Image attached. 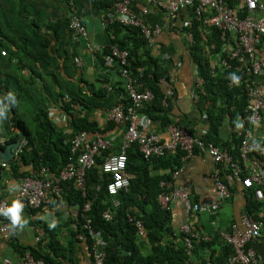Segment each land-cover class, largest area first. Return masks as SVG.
<instances>
[{"label":"crops","instance_id":"1","mask_svg":"<svg viewBox=\"0 0 264 264\" xmlns=\"http://www.w3.org/2000/svg\"><path fill=\"white\" fill-rule=\"evenodd\" d=\"M167 1L131 0V4L133 10L146 21L148 27H160V31L154 35L152 41L149 42L146 39L149 42L147 47H137L136 51L140 52L144 60L152 56L160 66L162 76L159 83L165 91L162 104L170 109L172 118L170 124L184 126L195 136L200 137L208 146L213 145L227 153L232 160L247 165L254 155L251 154L248 161L243 159L242 142L246 138L255 139L264 134V112L262 121L256 125H250L248 122L246 109L245 116L238 112L236 105L239 104L241 97L247 96L245 86L242 94H235L232 103L228 102L231 97H227L226 101V97L224 98L218 93L213 94V97L209 96L208 90L203 85L204 82L200 83L198 80L201 75L192 50L195 42L194 30H186V27L193 26V23L201 19L196 17L195 9L192 6L184 7L178 13L172 14L166 7ZM233 1L238 3L236 0ZM260 2L264 6V0H260ZM111 9L112 7H106L99 0H0V19L5 26L13 22L15 28H21L24 21L25 23L34 22L43 36L49 40L48 48L38 58L31 55L25 56L21 52L20 57H15L16 59L14 58L9 66H7L9 61L0 60V64L7 62V64L0 65V71L6 73L9 67L12 73H17L24 80L34 79L35 82H28V86L32 90L29 94L47 101V104L50 105V117L58 123L64 133L70 135L71 150L75 136L82 132L88 133L90 141L98 136L110 139L113 142L114 152L121 149L128 125L127 122L116 121L110 114L112 109L120 104L124 110L133 104L129 90L131 79L141 85V90H150L154 94L151 100L144 102H150L156 96L140 76H134L128 70L130 76L129 78L125 77L122 74L124 66L107 67L102 63V59L106 55L104 49L109 47L110 50L112 44L118 45L114 43L115 40L121 42L129 38L130 42L133 41L126 32L113 27L118 22L104 25L103 18ZM243 13L245 16L247 15L246 11ZM73 15H78L82 19L88 31L87 36H82L79 40L75 39L74 31L72 32L71 27L67 26L70 25V18ZM263 16L264 9L255 14L257 19ZM7 32L10 34V38H15L18 41L13 49L16 50L25 44L24 40L19 39L20 33L14 35L15 30L11 28ZM190 33L193 35L192 40L188 38ZM205 47L209 50V46L205 45ZM222 49L225 52L224 44ZM208 55L211 58V65L217 62V59L220 58L219 55L223 56L222 53L215 55L209 53ZM257 55L264 57V39L257 47ZM40 57L46 59V63L50 64V71H55L59 77L48 76L46 78L45 70L41 69L44 62L39 59ZM77 58H80V64L77 62ZM239 73L242 78L244 76V85L246 80L253 79L256 86L264 91V72L254 75L244 70ZM56 90L63 92L64 101L67 96L71 98V101L72 96L81 100V105L76 103L73 115L57 109L58 104L53 100ZM128 97L130 102L126 103L123 99L128 100ZM215 97H217V101L213 102L212 98ZM24 99L26 96L22 95L20 103ZM236 100L238 102H235ZM144 102L135 105V109L140 114L139 126L145 128L146 131L160 134L164 139L168 138V126L163 128L160 122L152 120L147 114L139 111V107ZM86 103L90 104L89 107L85 106ZM20 106L25 112L27 120L30 121L33 116L31 106L26 104L24 109L23 105ZM83 115L96 120L102 131H76L72 127V122L74 119L82 118ZM214 116H216L215 124L211 121V117ZM3 117L5 118L4 115ZM5 121L7 118L1 119L0 122V145L9 139L7 133L10 134V132L6 128ZM12 130L16 133L21 131L20 128L13 126ZM240 135L242 138L239 142ZM13 141H9L8 144ZM178 150L168 151L161 156L170 157V154L177 155L181 152L179 167L172 170L171 167L160 165L153 171L171 175L168 180H161V193L175 189L186 190L189 191L193 203L218 202L219 208L213 213L197 211L188 217L184 200L181 197H175L170 208V225L177 234L176 242L186 247L185 239L180 236V233H182V227L189 224L197 235L196 239L209 241L211 244V246L193 251L190 263L215 264L227 260L226 264H229L233 248L226 241L224 233L231 232L234 227L244 228L243 217L246 214L264 219V200L257 199L254 189L244 188L241 180L233 177L229 166L230 162L214 161L208 150H198L185 160L184 151L178 152ZM20 151L21 149L17 155ZM152 157L159 156L150 158ZM180 167L183 169L175 174V170H179ZM28 170L33 172V167L26 164L21 165V172ZM217 172H219V178L231 189L230 196L222 200L219 199L214 184ZM128 173L133 178V174ZM21 181V177L14 175L10 164V168L0 176L1 196L13 203V200H16ZM159 203L163 209H167L163 207L160 200ZM252 205L251 210L255 212L249 214ZM79 214L80 206L77 203H72L65 195L53 198L51 203L44 207L21 211L20 223H14L11 220L10 236L6 237L0 232V264H5L6 260H10L13 264L19 263L27 250L31 247H39V245L47 251L53 250L55 247L58 248V246L61 247L63 250L58 251L59 256L51 252L55 259L61 261L60 264H93L87 237L83 235L79 226ZM3 220L5 218H1L0 222ZM139 235L142 253L150 254L153 244L144 236L145 233ZM249 245L256 251L259 263L264 264V229L262 235L252 240ZM194 248L195 245L193 250ZM227 250H229V257L225 253ZM63 254L65 257L62 256Z\"/></svg>","mask_w":264,"mask_h":264},{"label":"trees","instance_id":"2","mask_svg":"<svg viewBox=\"0 0 264 264\" xmlns=\"http://www.w3.org/2000/svg\"><path fill=\"white\" fill-rule=\"evenodd\" d=\"M99 1L103 2L106 7L113 8V0ZM229 1L231 4H235L233 0ZM242 16H245V13H242ZM67 26L70 28L69 24ZM113 27L120 29V31L123 30L127 33V36H130V39H133L132 42L129 41V38L121 42L114 41V43L118 44L120 47L130 50L128 63L124 67L134 76H140L146 86L151 88L156 95L152 101L142 103L139 107V111L147 114L152 120L160 122L163 128L167 127L172 122V118L170 117L169 107H165L162 104L165 91L159 83L162 76L160 66L156 60H153L154 58L152 56L144 60L140 52L136 51L137 47H147L149 42L144 38L139 27L123 25L121 23H115ZM9 28L15 30L14 35L20 33L19 39L24 40L25 43L16 50L13 49V47L18 41L15 38H10V34L7 32ZM206 29L207 32H205ZM186 30H194L195 42L192 46V50L199 67V74L204 78L203 85L205 89L208 90L209 96L213 97V94L218 93L220 96L226 97V101L227 97H231L228 99V102L232 103V98H235V94H242L244 92V76L242 78L240 73L234 68H218L214 76L211 74V58L208 54L215 55L222 53L223 56L226 55L222 49L223 41L221 39L220 29L216 26H208L200 20L193 23V26L186 27ZM48 45V38L43 36L41 30L34 22L25 23L24 21L22 22L21 28H15L13 22L5 26L0 19V60L4 61L5 59L10 62L9 64L4 62L0 65L7 64V66H9L15 57H20L21 52L25 56L31 55L38 58L46 51ZM205 45L209 46V50L206 49L207 47H205ZM108 48L104 49L106 55L109 53ZM3 50L6 51V55H2L1 52ZM105 57L102 59L103 64H105ZM39 59L44 62L41 69L45 70L46 78L48 76H54L55 78L59 77L55 71H50V64H48V62L46 63V59L43 57ZM237 64H239V61L236 59L233 61V65L235 66ZM17 65H19V63H17ZM117 65L120 67L122 64L117 63L116 66ZM233 73L240 77L241 84L234 86L230 85V81H232L230 76ZM22 79L23 77L17 75V73H12L9 67L6 73H1L0 71V122L1 119L7 118V121H5L7 123L6 128L10 132V134L7 133L9 139L1 143V146L5 147L9 141L16 140L20 136H22V139L27 140V144L22 147L18 155L10 162L13 173L17 177L23 178L32 175L33 172L38 173L44 167L47 169L48 173L58 174L69 162L71 156L70 135L64 133L58 126V123L50 117V105L47 104V101L29 94L32 90L28 86V82H35L33 81L34 79ZM22 95L26 96V99L20 103ZM53 97L55 103L58 104L57 109L70 115H73V111H75L74 107H76L72 106V103L75 102V104L79 103L81 105V100H78L74 96H72V101H64L63 92L61 90H56ZM123 100L126 103L130 102L129 97L128 100ZM212 100L216 102L217 97L212 98ZM235 102L238 101L236 100ZM26 104H29L31 110H33V116L30 121L27 120L25 112L22 111V107L20 106L23 105L24 109V105L26 106ZM89 105V103H86L85 106L89 107ZM236 107H238V112L245 116V109L247 107L246 95L241 97ZM211 121L215 124L216 116L211 117ZM12 126L20 128V133L14 132ZM72 127L76 131H102L96 120H92L90 117L84 115L82 118L74 119ZM241 138L242 136L240 135L238 138L239 142ZM120 151L121 149L117 152ZM179 151L180 150H178V152ZM110 152H114V148L102 150L96 155V163L87 173L88 193L86 197L82 196L80 190H78L71 181L63 184L64 190L61 193V195H65L69 198L72 203H77L80 206L79 226L83 235L87 237L88 249L92 254V261L93 239L88 234L87 230L83 228L84 219L82 207L85 202L88 201L91 202V209L88 212L89 217L92 218L91 225L96 231L102 233L106 243V264H191V255L187 253V248L176 242L177 234L170 225L171 210L163 209L159 203V194L162 191L160 182L162 179L168 180L171 178V175L153 172L154 169L160 165H162V167H171L172 170L179 167V156L181 152L177 155L170 154V157L159 156L148 159L140 152L136 143L131 145L127 150V171L133 174V178L130 187L127 190H121L118 194V199L120 200L118 206H114L107 191V183L110 181V175L104 173L102 170V164ZM22 164L32 166L33 172L30 170L21 172L20 168ZM58 197H60V195H55L52 199ZM252 207L253 205L250 207V210ZM107 209L111 210L113 213V219L111 220H107L103 216V212ZM251 212L255 211L251 210L249 214H253ZM130 217H132L133 221L139 219L143 221L145 227L144 236L153 244L150 254L142 253V243L139 241L140 233ZM180 236H182L183 239L185 237L183 232L180 233ZM193 241L195 245L194 252L198 249H203L205 246H211L209 241L205 242L201 239L198 240V238H193ZM29 250L36 258L44 259L47 264L61 263L59 259H55L51 254L52 252L54 255L59 256L58 251L63 250L59 246L50 251L45 250L41 245H39V247H31ZM228 252L229 250L225 253L229 257ZM62 256L65 257L64 254ZM226 261L227 260H222L220 263L215 264H226Z\"/></svg>","mask_w":264,"mask_h":264},{"label":"built area","instance_id":"3","mask_svg":"<svg viewBox=\"0 0 264 264\" xmlns=\"http://www.w3.org/2000/svg\"><path fill=\"white\" fill-rule=\"evenodd\" d=\"M157 2L158 0H150ZM238 3L231 4L229 0H168L166 7L172 14L178 13L182 8L192 6L195 9L196 17L201 19L208 26H216L221 31V39L225 46L226 55L220 56L217 62L211 65V74L214 76L218 68L235 69L236 71L247 70L249 73L257 75L264 72V57L257 55V47L264 39V16L257 19L255 14L264 9L260 0H236ZM246 11L247 15L242 16ZM115 22L123 25L139 27L141 33L150 42L154 35L160 31V27H148L146 21L141 18L132 8L131 0H115L113 8L103 18L105 26ZM70 27L75 33V39L79 40L82 36H87V27L78 15L70 18ZM189 40L193 35L188 34ZM6 55V51H2ZM129 51L119 45L112 44L109 53L105 57V65L114 67L117 63L122 66L127 65ZM239 64L233 65L234 60ZM80 64V58H77ZM122 74L125 77L130 76L128 69L124 67ZM200 83L204 82L203 77L199 76ZM230 85H237L230 81ZM141 85L132 80L129 84V90L133 104L127 106L124 110L122 104L112 109L110 116L118 122H127L128 128L122 142L120 152H110L102 164L104 173L110 175V181L107 183V191L111 197L114 206L120 204L118 194L121 190H127L131 185L132 176L127 171L128 166V148L136 143L145 155L161 156L168 151L178 149L184 151V159L187 160L198 150H208L216 162H230L229 166L233 177L240 179L244 188L254 189L257 199L264 200V134L258 138H246L242 142V157L249 160L250 155L254 158L247 165L238 163L231 159L227 153L219 148L208 146L200 137L192 134L187 128L178 124H170L167 127L168 138L164 139L158 133L146 131L139 126V117L135 105L141 102L149 101L154 97L150 90H141ZM245 90L248 96L246 107L247 120L250 125H256L262 121L264 112V91L256 86L253 79L246 80ZM67 102L71 98H65ZM72 106L77 104L72 103ZM87 132L79 133L75 136L69 162L58 174L48 173L46 168L38 173H33L22 178L16 200L23 204L21 211L25 209H38L51 203L52 197L61 195L63 184L71 181L72 184L80 190L82 196L86 197L87 173L96 163V155L102 150L112 149L113 142L110 139L98 136L94 140H88ZM27 144V140L21 142L20 149ZM77 158V159H76ZM10 168V163L0 161V176L4 171ZM183 168L175 170L177 174ZM215 189L219 199H225L230 196L231 189L219 178V172L215 178ZM181 197L184 200L187 216L197 211H210L213 213L219 208L218 202L193 203L189 191L175 189L174 191H164L160 194L159 200L163 207L170 209L173 199ZM12 205L0 194V218L5 220L0 222V232L9 237L11 217L7 214V209ZM91 209V202H85L82 207L83 228L93 239V261L94 264H106L107 252L106 243L101 232L96 231L92 225V218L88 212ZM107 220L113 219V213L107 209L103 212ZM130 219L133 221L132 217ZM140 234L145 233V227L142 220L133 221ZM244 228L234 227L231 232L224 233V237L233 248V254L229 258V264H260L256 251L249 243L260 237L264 229V219L255 218L253 215L246 214L243 217ZM185 237L187 253H193V238L197 235L189 224L182 227ZM5 264H13L6 260ZM16 264H47L44 259L36 258L30 250H27L22 260Z\"/></svg>","mask_w":264,"mask_h":264},{"label":"water","instance_id":"4","mask_svg":"<svg viewBox=\"0 0 264 264\" xmlns=\"http://www.w3.org/2000/svg\"><path fill=\"white\" fill-rule=\"evenodd\" d=\"M21 142L22 138H19L16 141L6 144L5 147L0 145V161L10 162L13 160L20 150Z\"/></svg>","mask_w":264,"mask_h":264},{"label":"clouds","instance_id":"5","mask_svg":"<svg viewBox=\"0 0 264 264\" xmlns=\"http://www.w3.org/2000/svg\"><path fill=\"white\" fill-rule=\"evenodd\" d=\"M230 78L233 83L239 84L240 77L236 76L234 73L231 74ZM23 208V204L19 200H13L12 205L7 209V214L11 217L14 223L21 222V209Z\"/></svg>","mask_w":264,"mask_h":264}]
</instances>
